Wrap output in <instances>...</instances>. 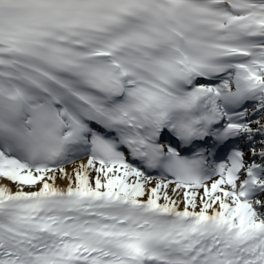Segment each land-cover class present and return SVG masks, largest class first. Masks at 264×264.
<instances>
[{
  "label": "snow or ice",
  "instance_id": "1",
  "mask_svg": "<svg viewBox=\"0 0 264 264\" xmlns=\"http://www.w3.org/2000/svg\"><path fill=\"white\" fill-rule=\"evenodd\" d=\"M0 264H264V0H0Z\"/></svg>",
  "mask_w": 264,
  "mask_h": 264
}]
</instances>
